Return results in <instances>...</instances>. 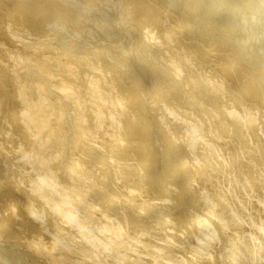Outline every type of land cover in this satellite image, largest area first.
Returning <instances> with one entry per match:
<instances>
[{"label": "bare ground", "instance_id": "bare-ground-1", "mask_svg": "<svg viewBox=\"0 0 264 264\" xmlns=\"http://www.w3.org/2000/svg\"><path fill=\"white\" fill-rule=\"evenodd\" d=\"M43 1L47 5L43 8L44 10L41 7L36 9L37 6L33 5L35 0H15L17 9L15 12L18 10H20V12L26 10L29 12L39 11L43 14L48 12L53 13L52 16H54V20L50 21L48 24L50 35L57 41H61V43H63L62 47L66 45L68 47L78 46L80 48H85L84 45L89 43L90 48H88L85 51L86 54L83 53V55H86L88 60L92 62L98 59L99 65H97V67L99 69L101 68L102 73L104 72V74L114 80H120V78L123 77L122 75L128 74L129 72L133 73L132 65L129 61L127 62L128 53L132 50H134V53H142L141 60L149 61L159 68V74L164 76L163 91L175 94L179 101L178 105L185 106L183 110L181 109L179 111L182 115L184 114L187 117L186 120L189 122L188 124H190V129H192L190 130L191 142L197 147L199 156L198 161H193L191 158L194 159V156L178 155L176 152L178 147L176 139L177 141H180V139L178 137H169L170 134L168 135L167 131H156L157 129L154 128L153 119L147 116L149 109L144 101L145 94L143 90H139L138 88L133 89L129 87L127 88L128 90H126L123 86L117 85L118 97L113 96L108 102L100 98H97L96 102H87L85 100L82 102V99L78 96V90H75L74 87L71 86L62 89L61 93L55 92L57 95L56 98L50 97V94L46 95L44 104L41 106L38 105L37 112L32 113L30 116H26L27 121L23 120L20 123L16 114V117L12 116L13 119L15 118L14 120L10 119L11 117L9 118L8 116L7 120L5 117L3 122L0 120L1 154H9V157L10 155L14 156V153H20V149L28 150L31 153H45L47 151L46 149H48L49 139L59 137L60 133L64 131L60 127L62 124L54 126L53 128V125L50 123L53 120L51 119L52 115L55 119L53 120L55 121L54 123L58 124V121L61 123L62 120H67L68 118H64V114L69 109L72 110V115L76 118L73 120L74 128H76L79 133L82 132L83 134L88 132L89 129L83 125L92 123V120L90 121V119H88L90 116L94 114L95 117L99 116L100 118L98 109L108 112L107 107H111V110H109V113H107L103 120H101L102 118L99 120L106 125V128L110 129L108 134H104V137L107 138L99 139L98 143H95L92 140L91 131L87 133V138H84V136L80 137L77 142L80 150L77 160L71 161L70 164L59 161L47 164L45 161L42 162V160L38 162L36 154L33 155L32 160L33 164L36 165L35 167L38 168V165L41 164L42 188L40 193L47 199L48 205L45 204L46 208H44L47 209L46 211L52 218H55H53L54 220L52 219L53 222L58 221L56 222L58 223L57 226H62L66 231L69 230L67 227L78 228L79 230H76V232L86 231L94 234L99 239L100 243L101 241H106L108 244H105L115 252L114 256H104L106 247L100 245L99 242L96 243V241H94L96 243L94 249L98 252L100 259H102L103 262H106V259L109 260V264H145L141 261L142 259H140L142 256L140 255V247L141 245H147L148 240L155 239V233L162 238L158 240L160 241L158 245L163 247L155 248V251L156 253L160 251L161 253H158L157 256L161 259H165L163 262L158 260L157 264H173L176 259L172 257V252L164 256L165 245L166 248L167 246L174 248L178 242L182 241L181 237L183 234H186V232L191 229L196 231L194 234H192L193 232L190 233L193 235H190L193 238L191 239L195 242L189 239L193 244L191 245L193 249L191 246L188 247L189 244L188 246L185 244L187 249L185 250L186 247H184V251L180 250L179 247L178 251H182L181 255L184 254V258H179V252L177 256L180 261L177 258L175 264H198L202 259L203 261H207L208 264H264V140L258 137L256 130L257 122L252 112L253 110L247 112L244 106L236 99L237 95L230 92L229 89V96L223 103L221 100L222 97L219 96L221 92L218 93L216 90L213 92L211 91L213 88H221V90H224L221 80L217 77H215V79L205 78L203 75L199 74V72L193 75L194 79L189 80L191 82V88L194 89L195 86H198L200 93L203 94L205 98H210V96L213 97L211 100L212 106L207 104L204 105L203 108L196 110L198 106L195 104L197 100L194 97H190L184 102L180 101V89L183 83L187 82L186 78L180 76L175 70L185 69L184 67L187 66L186 63L182 60H177L176 56H169L165 53L162 54L164 57L163 59L167 58L168 61H165L164 65L154 63V54H151V40L160 39L161 42L159 41L157 44L160 45V50L162 52L168 45V41L170 39L174 40L172 38L173 35L170 34L167 29L164 30L166 36L162 35L163 37H160L161 35L159 36L157 33H154L153 27H150L148 28L149 34H146V37H144V39L147 38L145 39L147 41H143V39L137 43H132L130 40L131 44L126 48L122 39L125 38L126 33L128 35L131 30L138 29V27L148 22L149 20L146 15H149L150 18L152 17L153 20L150 21V23H153L152 25L157 24V19L153 16L156 11H154L152 7H147V12L143 14L144 16H139L136 21L131 24L128 19L136 11L133 9V12L132 8L123 9L119 6L120 3L118 0H64L62 3L60 1L57 2V0ZM156 2H159V4L153 1L154 4L160 5L159 9L162 8L163 13H166H164L165 15H171L174 10L177 11H174V13L179 14L182 19H179V25L177 24L175 27L181 30L184 28L190 30L193 36V32L197 33L196 31H198L199 35L201 33L204 39H210V44L208 43L209 47H207L205 43H196L190 46L188 49L189 53H197L201 57H205L210 50L214 53H222V51H220L222 46L229 48V52L225 51L226 53L224 55L221 54V63H217L216 67L212 63L210 69L214 68L212 69L214 72L217 70V67L220 66L227 71H235L234 69L237 66H239L242 71L247 69V72L244 74L245 82L244 84L241 83L242 90H244L243 93L256 94V97L260 101L257 105V109L264 108V0H156ZM63 3L71 7L69 8L70 11L65 10L68 8H66L67 6L65 7ZM154 4H152V6ZM54 6L57 10H54ZM40 8L42 11H40ZM157 8L158 7L155 9ZM68 12L71 13L68 15ZM191 15L192 17L188 19L187 17ZM23 26L27 27L28 25ZM69 26H71L72 31L67 30ZM171 29L173 31V28ZM100 33L104 35L103 42L105 43H103V45H99L98 43L101 35ZM5 35L7 36V34ZM149 35H153L152 38H150ZM188 36L190 35L188 34ZM95 39L96 42H94ZM13 41L15 42V40ZM57 49L59 48L57 47ZM182 49L180 48V50ZM59 51L61 50L59 49ZM115 51L118 55L120 54L118 57L113 55ZM77 55V58L81 60L84 57L82 53H78ZM3 58H5V56ZM161 58L162 57H159L158 59ZM245 63H248L247 68L242 66ZM61 66V71L66 73L71 72L70 67L66 63ZM43 68L44 64H36L34 72ZM12 71L13 70H11V72ZM61 71L55 70L50 74L55 76L57 73H62ZM84 72H86L85 69ZM88 74H90V72ZM1 78L0 80H3V77ZM94 79L93 83L98 86L97 79ZM4 81L0 82L2 83ZM6 83L7 81L5 82V86ZM41 84L43 85L42 87ZM41 84V88L38 87V90L40 92H46V94H48L47 90H52V88H55L54 86H58L56 83H53L52 80H48L46 83L48 86L47 89L44 83ZM10 87H7L9 90L7 88L4 89L8 92L10 91ZM31 87H34V85ZM36 87L32 89L36 90ZM0 89L3 90L2 88ZM21 90L22 89L18 91ZM12 91H15L13 92L15 95L19 93L17 90ZM154 91L157 97H165L164 93L161 94L158 90ZM11 95L12 93L10 96ZM17 96L18 95L14 96V98ZM24 98L25 102H27V97L25 95ZM52 101L55 102L53 107ZM0 102V107H4V101L0 100ZM5 104L7 103L5 102ZM15 106L17 107V105ZM20 117H22V114H20ZM199 118H201V120H199ZM93 122L95 123V120ZM202 123H204L203 127H208L207 130L202 127ZM6 124L8 126H6ZM28 126L32 129L33 136L29 135L30 132L27 130ZM92 130H94V128ZM10 131H12V133ZM199 133H201V135H199ZM204 133H207L212 143H207L203 139L205 136ZM202 135L203 137H201ZM219 141L220 146L218 144ZM225 141H227V143ZM17 142L21 148L15 147ZM9 143H11V146ZM221 143L226 144L221 145ZM162 156L168 157V161H164L165 164H163L164 159H162ZM247 157L250 159H246ZM129 158L133 159L135 166L127 165V160ZM49 165H51V170L48 168ZM10 167L12 168V166ZM125 167L128 169L130 168L133 173L136 171L135 175L142 181V187L137 185V183H134L135 190L129 187V183L124 178L122 172ZM11 168L5 169L3 166L0 168V189L10 193L5 202L11 210L10 213H6L3 217L1 216L0 231L8 235L12 233L20 236L18 233L22 231L21 228L26 231L29 228H31L32 231L33 228L36 230L37 234L39 233L40 235L42 234L41 228H43L40 225L44 222L45 218L42 219L43 221L41 222L33 219V216L30 215L27 202L31 197L27 199L28 201L22 197L18 187H20L23 182L21 183L20 180H16L11 176ZM208 170L210 174L214 175L213 177H204L208 174ZM183 173H185V176ZM56 175H59V177H56ZM220 175H223L222 177L225 178L227 176V186L225 188L228 194L222 192V186L219 183V181H221ZM70 189L77 190L78 194H68L67 192H69ZM234 190L239 194L237 199L235 198L236 196L231 197L230 195L235 193ZM24 191L28 190L26 189ZM112 191L116 193L114 192L115 194L113 195L111 193ZM61 192H64V194L61 195ZM145 192L151 193V196L155 195L154 197H156V199H162L164 202L169 201L163 203L159 200L161 201L160 203H163V208H159L155 214H152L153 219L151 223L158 227V230H154L149 224H146L148 226L141 225V227L138 224L143 218L142 215L153 209L151 207L156 203L155 200H151L145 203L143 201L144 204L140 205L137 199L140 198L141 195H148ZM188 194L191 195L192 202L190 204L191 206L186 205L187 208H185L181 202L183 196ZM4 195L6 194L4 193ZM27 195H29V193ZM68 197H72V199ZM117 198L119 199L118 204ZM84 199H86L87 203L90 200H95V203L92 206L85 205L82 202ZM232 200H234V205L229 204ZM118 205L122 207L120 211H118V209H120L119 207L117 209ZM13 210L16 212V215L20 217V227L19 230H16L17 233L15 230L10 232L7 226V224L12 221ZM130 214L132 215L130 217L131 221L136 226L134 228L135 233H137V230H141L140 233L136 235L143 240L142 242L138 240H128L122 235L125 233L122 232L126 228V225H128L124 219H127ZM179 216L183 217L185 220L180 221L177 227L175 226L177 223L175 224L174 221H176ZM117 217L119 220H116ZM226 223L228 224L227 228L230 227L235 231L231 229L230 233L225 232L224 226L227 225ZM44 224L46 223H43V225ZM145 228H147V230ZM89 229L91 230L89 231ZM67 234H69V232ZM127 235L129 234L127 233ZM21 236L23 235L21 234ZM91 236L92 238L95 237L93 235ZM85 238L86 237L83 239ZM188 238L190 237L188 236ZM48 240L49 241L43 242L46 243L47 247L44 248L45 251H43L42 255L41 252H36L35 247L29 250L32 252L30 259L35 264H88L87 261L89 260L86 258V255L77 256L78 258H74L73 261L66 256L64 261H56L61 260L59 257L57 259V255H55L57 252L55 249H58L55 247L60 246V242L56 239ZM7 241H9V239H7ZM40 241L42 242V240ZM0 242L4 244L6 241L3 242L0 239ZM211 242L219 244V248L221 249H212L213 251L209 253L210 250L208 251V247ZM1 243L0 264H27L29 261L27 254L24 252L20 254L16 253L19 248L23 247L22 245L20 247V245L15 243L12 245L14 247L10 245L11 248H5V246L2 247L3 244L1 245ZM32 243L34 244V242ZM76 243L78 242L76 241ZM185 243H187V241ZM122 245H127V249L120 251L117 246ZM155 246L157 245L155 244ZM69 248L63 246V249L67 252ZM135 250H138L139 255L136 254L135 256H131ZM25 251L28 250L25 249ZM85 254L90 255L93 260L96 259L97 261L95 254L94 256L91 252H85ZM174 255L177 257L176 253H174ZM22 257H24L27 262H25ZM69 260L71 262H69ZM90 261L92 262V260ZM153 262H156V260L153 259ZM100 263L101 262H98V264ZM95 264L97 263L95 262Z\"/></svg>", "mask_w": 264, "mask_h": 264}, {"label": "rangeland", "instance_id": "rangeland-1", "mask_svg": "<svg viewBox=\"0 0 264 264\" xmlns=\"http://www.w3.org/2000/svg\"><path fill=\"white\" fill-rule=\"evenodd\" d=\"M58 1H60L62 3L64 0H57V2ZM120 1H122V2H120ZM120 1L118 0V2L120 3L119 6H121L123 9L124 8L125 9L126 8H128V9L132 8V10L134 9L136 11V12H134V10H133L134 13L128 19L131 22V24H133V22H135L139 16L140 17L144 16L143 14L145 12H147V10H146L147 7L150 6L154 9V11H156L153 14V16H154V18L157 19V24L152 25L153 23L152 22L150 23V21L153 20L152 17L150 18L149 15L145 14L149 21L144 23L143 26L138 27V29H135L133 31L131 30L132 32L130 31V34L128 33V35H127V33H126L125 38L122 39L123 43H125V45H126V48H127V46H129L131 44V41H132V43H137L140 40H143L144 37H146L145 35L149 34L148 28H150V27H153L154 33H157L159 36L161 35L160 37L166 36L165 31H164L165 29H167L169 31V33L173 35L172 38L174 40L170 39L171 41L170 40L168 41V45L163 49V52L160 50V45L157 44L160 41V39L151 40V45H152L151 46V52H152L151 54L152 55L154 54L153 55V57L155 58L154 63H159V64L164 65V62L168 61L167 58L163 59L164 57L162 54H164V53L169 55V56H176L177 60L179 59V60H182L186 63L187 66L184 67L185 69H178V70L176 69L175 70L176 72L179 73L180 76L185 77L186 82H187V83H183V85L180 89V97H179L180 101L184 102L185 100H188V98L194 97L197 100V102L195 104H197V106H198L197 109L195 108L196 110L203 108V106L207 105V104L212 106L211 100L213 97L210 96V98H207V97L205 98L203 96V94L200 93L198 86H195L194 89L191 88V82L189 80L194 79L193 75L196 74V72H199V74H201L205 78H209V79L210 78L215 79V77H217L221 80V82L223 84L222 87L224 90H221V88L218 89V88L211 87V88H213V89H211V91L213 92L216 90L218 93L221 92V95L219 94V96L222 97L221 100L223 101V103H224V101H226V98H228V96H229L228 89L230 90V92L235 93L237 95L236 99L238 100V102H240L244 106V108L246 109L247 112L253 110L252 112H253L254 117L256 118V122H257V129L256 130H257L258 137L261 138V140H264V115H263L264 114V108L257 109V105L260 103V101L256 97V94L255 95H253V93L252 94H244L243 93L244 90H242V87H241V83L244 84V82H245L244 74H245V72H247V69H245V71H242V70H240L239 66L235 67V69H234L235 71H230V70L227 71L222 66L217 67V70L215 72L212 71V69H214V68L210 69V66L212 65V63L215 67L217 66V63H221L220 58L222 57V55H224L226 53L225 51L229 52V48L222 46V48H220V51H222V53H220V52L214 53L213 51L210 50V52H208L205 57H201L197 53H189L188 49L190 48V46H192L193 44H196V43H198V44L205 43L207 45V47H209L208 45L210 44L209 43L210 39L209 38L207 40H206V38L204 39V37L202 36L201 33L199 35L198 31H196L198 34L193 32V34H194V36H193L191 34L192 31L190 32V30H187L185 28H184L185 30L184 29L181 30V29H178L177 27H175V26H177V24L179 25V22L182 19L179 16V14L174 13V11H176V10H174L173 13H171V15H165L166 13L165 12H164L165 14L163 13V9L162 8L159 9L160 5H156V4H159V2L158 3L156 2V0H150V1H148V0H125V1L120 0ZM151 1H152V4L156 3L153 5L154 7L152 6ZM153 1H154V3H153ZM33 5L37 6L36 9H38V7H41L43 9L47 6L43 0H35ZM155 5H156V7H158L157 9H155L156 8ZM8 6H9V8H8ZM64 6L65 7L67 6L66 8H68L65 10L70 11L69 8H71V7H69V5L64 4ZM6 7H7V9H6ZM3 8H5V9H3ZM10 8H12V9H10ZM41 8H40V11H42ZM55 9L57 10V8L54 6V10ZM158 9H159V11H158ZM1 10H3V11H1ZM16 10L17 9H16L15 0H0V12H1L0 13L1 14L0 15V25H1L0 26V55H2V56H0V59H1L0 60V78L3 77V80H0V81H4V79H5L4 82H2V83L0 82V88L3 89V90L0 89L1 90L0 95L4 92L3 93L4 95L2 94V96L0 98L1 101H4V107H0V110H1L0 111V113H1L0 114V120H1V122L4 121L3 120L4 117L7 120V116L9 118L11 117L10 119H12V120L15 119V118L13 119L12 116H14V117L17 116V119H19L20 123L23 120L27 121L26 116H30L32 113L37 112L38 105L41 106L44 104V99H45L46 95L50 94V97L56 98L57 95L55 94V92L61 93V90L66 88L67 86L74 87L75 90L76 89L78 90V94H79L78 96L80 99H82V102H84V100L87 102H89V101L96 102L97 98H100L101 100H103L105 102H108V100L110 98H113V96L118 97L117 85L123 86L126 90H128L127 88H129V87L133 88V89L138 88L139 90H143V92L145 94L144 101H145V104L148 106V109H149V112H147V116L150 117L151 119H153L154 128L157 129L156 131L157 132L158 131L159 132L167 131L168 135L170 134L169 137H173V138L178 137L180 139V141H177V139H176V142L178 145L176 152L178 155H186V156L188 155L190 157L194 156L193 157L194 159L191 158V160H193V161L199 160V156L197 153V147H195V144L191 142L192 138L190 137V133H191L190 130H192V129H190V124H188L189 122H187V120H186L187 117L184 114L182 115L179 111L181 109L183 110L185 108V106L184 105H178L179 101L177 100V96H175V94H173L171 92L169 93L168 91H163L162 86H164V84H163L164 83L163 82L164 76L159 74V70H158L159 68H157L154 64H151L149 61L141 60L142 53H138V52L134 53V50L129 52L128 56H127V62L129 61V63L132 65L133 73L129 72L128 74L122 75L123 77H121L120 80H116V79L114 80L113 78L104 74V72L102 73L101 68L99 69L97 67V65H99L98 59H96V61L92 62V61L88 60L86 55H83V53L86 54L85 51L88 48H90L89 43H87V45H84L85 48H82V47L80 48L78 46H73V47L69 46L68 47L66 45L64 47H62L63 43H61V41H57L54 37H52V35H50L48 24L50 21L54 20V16H52L53 13L48 12L46 14H43L39 11L38 12H29L26 10H23L21 12H20V10H18L19 12L18 11L15 12ZM5 12H8V13H5ZM9 13H10V15H9ZM70 13L68 12V15ZM21 15H23V16H21ZM150 16H152V15H150ZM168 16H169V18H168ZM176 16H178V17H176ZM10 17H11V19H10ZM191 17H192V15L188 16L187 18L189 19ZM171 21H173V22H171ZM9 22H11V23H9ZM173 23H174V25H173ZM23 25H25V26L28 25V26L24 27ZM21 26H22V28H21ZM16 28H18V29H16ZM171 28H173V31ZM67 30L72 31L71 26H69V28H67ZM15 33H17V34H15ZM5 34H7V36ZM100 34L101 35L99 37L98 43H99V45L100 44L103 45V43H105V42H103V36L104 35H102V33H100ZM188 34L190 36H188ZM149 36H150V38H152L153 35H149ZM200 36H201V38H200ZM178 38H180V39H178ZM145 39H147V38H145ZM145 39L143 41H147ZM13 40H15V42ZM32 41H33V43H32ZM90 42H92V41H90ZM94 42H96V39ZM182 42H184V43H182ZM177 44H178V46H177ZM212 45H214V44H212ZM57 47L61 51H59V49H57ZM180 48L181 49L183 48V49L180 50ZM78 53L79 54L82 53V55L84 56L82 60L77 58ZM10 54H11V57H10ZM129 54H130V56H129ZM113 55L115 57H118L120 54L118 55L117 52L115 51L113 53ZM4 56H5V58H3ZM12 56H13V58H12ZM6 57H7V60H6ZM159 57H162V58L158 59ZM14 60H15V62H14ZM151 62H153V61H151ZM6 63H8V64H6ZM64 63H66L70 67V70H71L70 73H66L64 71H61V69H62L61 65H63ZM36 64H38V65L44 64V68L40 69L38 71L36 70L34 72V69H36ZM242 66L244 68H247L248 63H245ZM84 69L86 72H84ZM11 70H13V71L11 72ZM55 70L56 71L59 70L62 73H59V74L57 73V75H55L56 76L55 77L53 74H50V73H53ZM89 72H90V74H88ZM145 72H147L148 74ZM6 74H7V76H6ZM36 74H37V76H36ZM34 77H35V79H34ZM39 78H41V79H39ZM94 78L97 79L98 86H96L95 83H93V81L95 80ZM13 79H15V80H13ZM48 80L49 81L52 80L53 83H56L58 86H54L55 88H52V90H49V91L47 90L48 94H46V92L45 93L40 92L38 90V87H40L41 83H44L45 84L44 86L47 89L48 86L46 85V83L48 82ZM6 81H7V83L5 86ZM14 83H15V85H14ZM188 84H190V85H188ZM32 85H34V87H31ZM15 86L16 87L18 86L19 89H18V87L16 88ZM42 86L43 85L41 84V87ZM7 87H10V91H8L10 93H8L6 89H4ZM35 87H36V90H33L32 88H35ZM89 88H90V90H89ZM20 89H22L23 92H22V90L18 91ZM12 90H17L19 92V93L16 92V93H18V94H16V95H18L16 98H14V96H16V95H15V93H13L15 91H12ZM154 90H158L161 94L164 93L165 97L164 98L157 97ZM5 92L7 93V95ZM35 92H36V94H35ZM11 93H12V95L13 94L14 95L10 96ZM52 93H54V94H52ZM199 93H200V95H199ZM24 95L27 97L26 98L27 102H25V100H24L25 99ZM5 102L7 104H5ZM13 103H15V104H13ZM52 104H53L52 105V107H53L55 102L52 101ZM15 105H17V107ZM112 105H113V103H112ZM5 107L8 111L5 109ZM107 108H108V112L102 111L101 109H98L99 113H100V118H102L101 120H103V118L107 115V113H109V110H111L110 106H108ZM8 112L10 115L8 114ZM18 112H19V114H18ZM26 112H27V114H26ZM15 114H16V116H15ZM20 114H22V117H20ZM72 114H73V111L69 109L64 114V118H68V119L65 121L62 120L61 123L58 121V124L54 123L55 121H53V120H55V119H54V116L52 115L51 119H53V120L50 123H51V125H53V128H54V126H57V125L59 126L60 124H62V126H60V127L64 131L60 133L59 137H56L54 139H52V138L49 139V145H48L49 151H48V149H46L47 151L45 150L46 151V152L44 151L45 153H43V152L31 153L28 150L20 149L21 150V151H19L20 153H14V156L10 155V157H9V154L5 153V155H4V153L3 154L0 153L1 154V156H0V168H2V166H3L5 169H8V168H11L10 166H12L11 176L13 178H15L16 180H20L21 183L23 182L22 185H20V187H18V189H20L19 192H21L22 197L25 198L26 200L29 199V197H31V199L29 201L27 200L28 201L27 202V208L30 212V215L33 216V219H35L37 221H41V222L43 221L42 219L45 218L43 223H46V224L43 225V223H42L40 225L41 227H43V228H41L42 234H40V235H39V233L37 234L36 230H34L33 228H32V231H31V228H29L27 231L25 229L21 228L22 231L20 233H18L20 236H21V234L23 235L21 237L18 235H14L12 233L10 235H8V234L0 231L1 241H3V242L6 241L4 244L0 242L1 245L3 244L2 247L5 246V248H11V246L14 245L15 243L20 245V247L22 245L23 247L19 248L16 251V253L20 254V253L24 252L25 254H27V257H29L28 262L25 260L24 257H22L25 260V262H27V264H29V263L35 264L30 259L32 256L31 255L32 252L29 250L34 249V247H35L36 252L37 253L41 252V255H42L43 251H45L44 248L47 247L46 243H43V242L49 241L48 239H53V240L56 239V240H59L58 242H60V246L55 247V248H58V249H55V250H57L55 255H57V259L59 257V259H61V260H56V261H64L66 257H69V259L71 261H73V259L76 258L77 256L79 257L80 255H86L87 256L86 258L89 260V261H87L88 264L89 263L95 264V262L97 264H98V262H101L100 264H109V260H107V259L105 260L107 263L103 262V260L100 259L96 249H94L96 243L99 242V239L94 234L88 233L86 231H82V232L77 231L76 232V230H79V229L78 228H72V227H67L69 230L66 231V229H64L62 226H57L58 223H56V222H58V221H54L56 223V227H55V223L53 222V220L55 218L53 217L54 218L53 219L50 216V214L46 211L47 209H45L46 205H48L47 199L44 196H42L40 193L41 188H42L41 187L42 186V174L40 172V167H41L40 165L41 164L38 165L39 166L38 168L35 167L36 165L33 164V160H32V157L34 154H36V156L38 158L37 159L38 162H41V160H42V162L45 161L47 164H49L50 162H54V161L58 162L59 161V162H65L67 164H70L71 161L78 159V153L80 152V150L78 148L79 145L77 144V142L80 139V137L84 136V138H87L88 137L87 133L89 131H91V137H92L93 142L98 143L99 139H103V138L106 139L107 138V137H104L105 133L108 134L110 132V129L106 128V125L103 124L102 121H99L100 120L99 116L95 117V115L93 114L92 116H90L88 118V119H90V121L92 120L91 121L92 123H90V124L86 123L83 125L86 128H89L88 132H85L83 134H82V132L79 133V131L76 128H74L73 120L76 118H74ZM94 120H95V123L93 122ZM199 120H201V118H199ZM5 122H7V121H5ZM201 125L203 127L204 123H202ZM6 126H8V125L6 124ZM57 128L60 129L59 127H57ZM93 128H94V130H92ZM203 128L207 130L208 127L205 126ZM29 129H30V127L28 126L27 127L28 132L32 133V129H30V131H29ZM10 132L12 133V131H10ZM30 133H29V135L33 136V133L32 134H30ZM199 135H201V133H199ZM201 137H203V135ZM207 137H208V135L206 133L203 139L207 143H210L211 139L209 137L208 138ZM225 142L227 143V141H225ZM226 143H223V144L221 143V145H224ZM16 144L17 145H15V147L21 148V146H19L18 142ZM22 144H23V140H22ZM218 144L220 146V141L218 142ZM9 145L11 146V143H9ZM57 149H58V151H57ZM182 151H184V152H182ZM15 154H17V155H15ZM5 158H6V160H5ZM220 158H221V156H220ZM8 159L11 161H9ZM162 159H164L163 164H165V162L168 161V157H166V156H162ZM246 159H250V158L247 157ZM8 162H10V163H8ZM190 162H192V161H190ZM127 165L128 166H133V165L135 166L133 159L129 158L127 160ZM48 168L51 170V165H49ZM52 170H53V167H52ZM59 171H58V174H59ZM182 171L184 172L183 169H182ZM182 171H181V174H182ZM122 172H123L124 178L129 183V187L131 189H133V190L136 189L134 187V183H137V185L142 187V181H140L139 178L135 175L136 171L133 173L130 168L128 169L127 167H125V168H123ZM13 173H15V174H13ZM207 173L208 174H206L204 177L209 178V177L214 176L213 174H210L209 170ZM183 174L185 176V173H183ZM15 175H16V177H15ZM222 176L223 175H220L221 181H219V183L222 186V188H221L222 192L224 194H228V192L225 188L227 186L226 185L227 184L226 183L227 176H226V178L222 177ZM56 177H59V175H56ZM134 179H135V181H134ZM28 184H30V185H28ZM220 185H219V187H220ZM26 189L28 191H24ZM200 190H201V188H200ZM0 192H1L0 193V218H1V216L3 217L4 215H6V213H10L11 210L8 208V206L6 205V202H5V200L9 197L10 193L8 191L1 190V189H0ZM3 192L6 195H4ZM114 192L115 191H112L111 193L114 195L116 193V192L115 193ZM141 192H143V191H141ZM28 193H29V195H27ZM67 193L68 194H70V193L78 194V191L70 189V191ZM145 193H147L148 195H141L140 198L137 199V201L139 200L138 202H140V205L144 204L146 201L148 202L151 200H155L156 203H154L153 207H151L153 209L149 210V212L147 211L145 214L142 215L143 218L139 221L138 224L140 225V227H141V225L144 226L146 224H149L154 230H158V227H156L155 225H153V223H151L152 219H153L152 214H155L159 208H163V203H166L169 201L164 202V200H162V199H156V197H154L155 195L151 196V193H149V192H145ZM60 194L63 195L64 192H61ZM230 195H231V197L236 196L235 197L236 199H237V196L239 197V194H237L236 191L234 194H230ZM94 196H97V195H94ZM68 198L72 199V197H68ZM94 199H95V197H94ZM159 200H161L163 203H160L161 201H159ZM183 200L181 202L183 204V207L187 208V206H191L190 205L192 202L191 195H189V194L184 195ZM227 200H228V197H227ZM117 201H118L117 202V204H118L119 203L118 198H117ZM143 201H144V203H143ZM36 202H38V203H36ZM82 202L85 205L92 206L95 203V200H90L89 201L90 203L89 202L87 203L86 199H84ZM233 203H234V200L229 202L230 205H234ZM34 204H36V205H34ZM118 207L120 209H118ZM117 209H118V211H120L122 209V207H120L118 205ZM41 212H43L44 214ZM16 216H17L16 212H14V210H13L12 221L7 224L8 230L10 232H13V230H15V231L19 230L20 217H18V216L16 217ZM131 216L132 215L130 214V216L127 219H124L126 224H128L129 226L126 225V228H125L126 231L124 229V231L122 232V233L125 232L124 233L125 235L122 233L121 234L123 236H125V238H127L128 240L129 239L133 240V241L138 240V241L142 242L143 240L138 235H136L137 233H140L141 230H137L136 231L137 233H135L134 228L136 226L131 221V218H130ZM46 220L49 222H47ZM116 220H119L118 217L116 218ZM182 220L184 221L185 219L183 217L179 216L178 219L176 221H174V223L175 224L177 223V224L176 225L174 224V225L178 227L179 222ZM16 221H18V222H16ZM146 226H148V225H146ZM227 226H228V224L224 226V228H225L224 230H226L225 232L230 233L232 228H230V227L227 228ZM127 227H128V229H127ZM129 227H131V228H129ZM145 229L147 230V228H145ZM169 229H170V227H169ZM172 229H173V227H172ZM90 230L91 229H89V231ZM191 230L187 231L186 234H183V236L181 237L182 241H180L181 244H180V242H178L176 244L177 246L175 245L174 248L171 246H169L171 248H169L168 246L166 248V245H165V253L163 250L164 256H166L167 253L170 254L172 252V254H171L172 257L176 259L175 261H177V258H178L177 254H179V252H180V251H178L179 247H180V250L184 251V247H186L185 248V250H186L188 244H189L188 247L193 245L192 242H194V240H192L193 238L191 236H193L192 234H194L196 231H194V229H191ZM232 230H234V229H232ZM62 231H63V233H62ZM73 231H74V233H73ZM44 232H46V233H44ZM68 232H69V234H67ZM16 233H17V231H16ZM127 233L129 235H127ZM190 233H192V234H190ZM143 234H148V233H143ZM91 235L95 236V237H93L95 239H93ZM1 236H2V238H1ZM53 236H55V237H53ZM154 236H155V239H151L148 241L146 239L147 245H144V246L141 245V247H140L141 248L140 255H142L140 257V259H142L141 261L144 262L145 264H157L158 260H160V262H163L165 260L164 258L161 259L157 256L158 253H161L160 251L157 253L155 251V248H163L161 245H158V244H160V241H158V240H160L162 238L159 235H157L156 233L154 234ZM188 236L190 238H188ZM17 237H18L19 241L17 240ZM31 237H32V239H31ZM44 237H45V239H44ZM84 237H86V238L83 239ZM21 238H23L24 240ZM7 239H9V241H7ZM40 240H42V242ZM11 241L13 242V244ZM27 241H28V243H27ZM63 241H64V243H63ZM76 241L78 243H76ZM94 241H96V243ZM186 241H187V243H185ZM10 242H11V244H10ZM32 242H34V244ZM39 242H41V243H39ZM6 243H7V245H6ZM25 243H26V245H25ZM105 243H106V241L105 242L101 241V243L99 242L100 245H104V247H106L105 248L106 251L104 253V256L105 255L106 256L108 255L107 257L114 256L115 252L108 245H106L108 243H106V244ZM155 244L157 246H155ZM163 244H165V243H163ZM178 244H179V246H178ZM34 245H36V246H34ZM63 246H66L68 248L70 247L69 251L68 252L65 251L63 249ZM12 247H14V246H12ZM192 247L193 246H191V248ZM39 248H40V250H39ZM117 248H119L120 251H122V250L127 249V245L117 246ZM208 248H209L208 251L210 250L209 253H211V251L219 248V244L211 242L210 246ZM22 249H24V250H22ZM25 249L28 251H25ZM107 249H109V250H107ZM170 249H172V250H170ZM219 249H221V248H219ZM76 251H78V252H76ZM208 251H206V252H208ZM65 252H67V253H65ZM85 252H88V253L91 252L93 256L95 254V256L97 257V261H96V259L93 260V258H91L90 255L85 254ZM181 252L179 254L180 259L182 257L184 258V254H182L183 255L182 256ZM107 253H109V254H107ZM174 253H176L177 257H175ZM188 253H190V252H188ZM63 254H66V255H63ZM136 254L139 255L138 250H135V252H133V254L131 256H135ZM179 258H178V260L180 261ZM153 259L156 260V262H153ZM70 260H69V262H71ZM90 260H92V262ZM175 261L173 264H175ZM202 261H203V259L200 260V262L198 264H201ZM206 262L207 261H203L202 264H204ZM194 264H197V263H194ZM206 264H208V262Z\"/></svg>", "mask_w": 264, "mask_h": 264}]
</instances>
